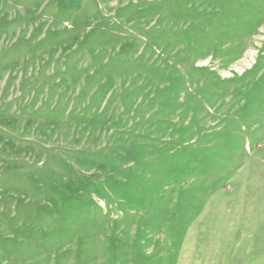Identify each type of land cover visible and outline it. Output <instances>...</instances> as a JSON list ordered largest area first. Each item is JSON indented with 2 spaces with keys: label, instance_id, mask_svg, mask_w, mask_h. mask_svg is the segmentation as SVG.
I'll use <instances>...</instances> for the list:
<instances>
[{
  "label": "rangeland",
  "instance_id": "rangeland-1",
  "mask_svg": "<svg viewBox=\"0 0 264 264\" xmlns=\"http://www.w3.org/2000/svg\"><path fill=\"white\" fill-rule=\"evenodd\" d=\"M0 264H264V0H0Z\"/></svg>",
  "mask_w": 264,
  "mask_h": 264
}]
</instances>
